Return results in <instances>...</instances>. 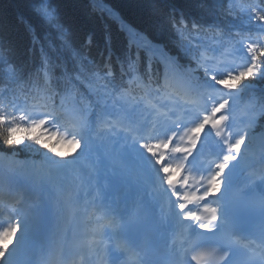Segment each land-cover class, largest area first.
<instances>
[{
	"label": "snow or ice",
	"instance_id": "6c2138e0",
	"mask_svg": "<svg viewBox=\"0 0 264 264\" xmlns=\"http://www.w3.org/2000/svg\"><path fill=\"white\" fill-rule=\"evenodd\" d=\"M229 4L239 23L173 16L170 43L101 8L126 40L117 77L110 38L102 65L79 50L59 63L69 29L55 0H29L55 55L42 46L28 82L0 46L20 86L0 100V264H73L74 248L81 264H264V7Z\"/></svg>",
	"mask_w": 264,
	"mask_h": 264
},
{
	"label": "trees",
	"instance_id": "16d2710c",
	"mask_svg": "<svg viewBox=\"0 0 264 264\" xmlns=\"http://www.w3.org/2000/svg\"><path fill=\"white\" fill-rule=\"evenodd\" d=\"M203 0H55L60 16L69 29L72 50H79L103 64L106 44L112 52L122 56L126 49L120 22L113 20L101 8L112 9L120 20L144 32L150 39L159 40L166 33L165 42L170 43L174 35L170 20L173 16L185 19L188 13L196 15ZM29 0H0V46L11 65L22 71L29 69L38 60L43 46L55 55L50 43L55 40L52 32L28 10ZM99 5V7H97ZM90 41V42H89ZM58 44L59 41H56ZM65 51L63 49H60ZM69 50L65 51L68 52ZM64 64L71 68L72 55L60 52ZM114 70H118L112 59ZM1 70V68H0ZM25 155L21 152L20 158Z\"/></svg>",
	"mask_w": 264,
	"mask_h": 264
},
{
	"label": "bare ground",
	"instance_id": "6f19581e",
	"mask_svg": "<svg viewBox=\"0 0 264 264\" xmlns=\"http://www.w3.org/2000/svg\"><path fill=\"white\" fill-rule=\"evenodd\" d=\"M11 247V246H10Z\"/></svg>",
	"mask_w": 264,
	"mask_h": 264
}]
</instances>
